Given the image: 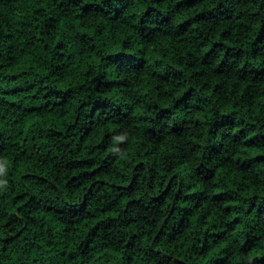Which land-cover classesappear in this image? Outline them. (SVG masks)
<instances>
[{
	"label": "trees",
	"instance_id": "obj_1",
	"mask_svg": "<svg viewBox=\"0 0 264 264\" xmlns=\"http://www.w3.org/2000/svg\"><path fill=\"white\" fill-rule=\"evenodd\" d=\"M0 264H264V0H0Z\"/></svg>",
	"mask_w": 264,
	"mask_h": 264
},
{
	"label": "clouds",
	"instance_id": "obj_2",
	"mask_svg": "<svg viewBox=\"0 0 264 264\" xmlns=\"http://www.w3.org/2000/svg\"><path fill=\"white\" fill-rule=\"evenodd\" d=\"M3 183H7V181L5 180V181H3Z\"/></svg>",
	"mask_w": 264,
	"mask_h": 264
}]
</instances>
